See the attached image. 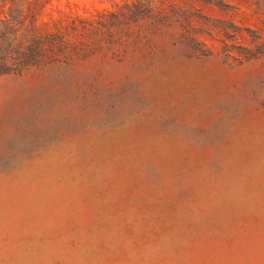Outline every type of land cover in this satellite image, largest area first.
Wrapping results in <instances>:
<instances>
[{
    "label": "rangeland",
    "instance_id": "obj_1",
    "mask_svg": "<svg viewBox=\"0 0 264 264\" xmlns=\"http://www.w3.org/2000/svg\"><path fill=\"white\" fill-rule=\"evenodd\" d=\"M9 10L0 264H264V0Z\"/></svg>",
    "mask_w": 264,
    "mask_h": 264
},
{
    "label": "trees",
    "instance_id": "obj_2",
    "mask_svg": "<svg viewBox=\"0 0 264 264\" xmlns=\"http://www.w3.org/2000/svg\"><path fill=\"white\" fill-rule=\"evenodd\" d=\"M25 22L21 13L10 10L0 19V76L21 71L38 64L43 54V42L26 46L21 40Z\"/></svg>",
    "mask_w": 264,
    "mask_h": 264
}]
</instances>
